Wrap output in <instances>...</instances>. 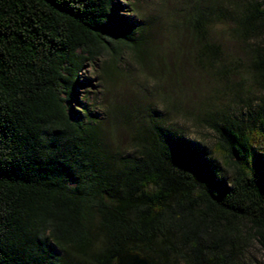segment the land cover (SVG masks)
Returning <instances> with one entry per match:
<instances>
[{
	"label": "trees",
	"instance_id": "1",
	"mask_svg": "<svg viewBox=\"0 0 264 264\" xmlns=\"http://www.w3.org/2000/svg\"><path fill=\"white\" fill-rule=\"evenodd\" d=\"M177 6L162 46L155 18L135 25L118 0H0V264H116L129 252L244 264L253 245L264 253V106L244 99L245 84L264 93V9ZM124 55L155 80L164 72L163 94L139 89L106 119L77 111L78 75L102 60L106 81L129 78ZM172 59L201 81L189 84L195 99ZM174 117L213 134L229 183Z\"/></svg>",
	"mask_w": 264,
	"mask_h": 264
},
{
	"label": "rangeland",
	"instance_id": "2",
	"mask_svg": "<svg viewBox=\"0 0 264 264\" xmlns=\"http://www.w3.org/2000/svg\"><path fill=\"white\" fill-rule=\"evenodd\" d=\"M181 1L183 0H118V3L121 6L120 14L128 18L129 22L139 25L142 20H146L147 18L151 17L155 18V22L158 23V31L164 34L165 32H169L171 29V14L174 12V8L179 5V2ZM247 1L256 3L259 10L264 9V0ZM167 35L168 33H165V35H162L160 38L159 42L162 46L164 41H168ZM262 46L264 47L263 42ZM228 48L230 49L229 53H232L235 58L238 57L237 54L240 55V52L233 42L228 45ZM240 58H242V56H240ZM171 62L174 63V68L177 70L176 75L179 77L175 78V81H173L176 85L180 84L183 88L187 87V96L195 99L197 97V92L195 89L192 90V88L189 87V84H201V81L196 79L191 68H186V64L181 62L175 63L177 61L174 59H172ZM156 63L159 64V61H156ZM166 63L168 64V61ZM241 63L243 64V62ZM102 64V60L95 63V65L90 64L78 75V81L75 90L77 100L75 109L80 113L88 111L99 118L106 119L108 114L107 110L110 103L124 99L129 100L135 95L134 92L138 91L139 89L147 94L157 93L158 95H162L164 92V87L167 86L166 81L171 82V80H169L170 78L168 79L164 72L158 73L156 80L151 75L149 76L148 74H142L140 69L134 63H132L131 59L127 55L122 57L121 67L124 69V71H127L130 74L129 78L120 79L114 82L106 81L102 77L100 71ZM184 67L185 69L183 71L182 69ZM247 92H249L248 95H246ZM245 95L250 99L248 104L252 108L258 104L264 106V93L260 91L258 92L249 87V85L245 84L244 99L246 98ZM238 102V106L230 104V114H237L238 109L243 106V103L239 98ZM228 103H230L229 99H226L224 104L227 106ZM156 104L157 103L154 102V106H157L155 110L159 115H161L163 106H161L159 102L157 105ZM245 110L244 104V112ZM170 125L175 126L176 129L182 133L185 139L194 143V145L198 147V151L203 153L205 157L204 159L206 160L209 167L219 171L220 175L227 181V183L230 182L231 173L222 163L220 157H216L214 154L216 152V149H213V146L215 145V138L211 132L204 129V125L191 120L182 119L181 117L172 118ZM113 132L114 136H116V129H114ZM256 147L260 150L264 149V141L258 142ZM258 263H264V253L260 251L255 245H253L244 257V264Z\"/></svg>",
	"mask_w": 264,
	"mask_h": 264
},
{
	"label": "water",
	"instance_id": "3",
	"mask_svg": "<svg viewBox=\"0 0 264 264\" xmlns=\"http://www.w3.org/2000/svg\"><path fill=\"white\" fill-rule=\"evenodd\" d=\"M116 264H151L150 260L138 253L129 252L116 257Z\"/></svg>",
	"mask_w": 264,
	"mask_h": 264
}]
</instances>
